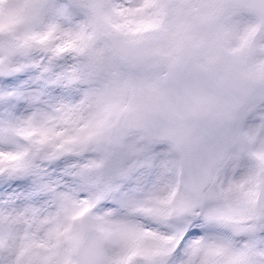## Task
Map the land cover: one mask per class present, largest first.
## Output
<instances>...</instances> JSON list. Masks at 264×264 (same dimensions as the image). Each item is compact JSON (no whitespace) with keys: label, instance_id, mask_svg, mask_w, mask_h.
Instances as JSON below:
<instances>
[{"label":"snow or ice","instance_id":"6c2138e0","mask_svg":"<svg viewBox=\"0 0 264 264\" xmlns=\"http://www.w3.org/2000/svg\"><path fill=\"white\" fill-rule=\"evenodd\" d=\"M0 264H264V0H0Z\"/></svg>","mask_w":264,"mask_h":264}]
</instances>
